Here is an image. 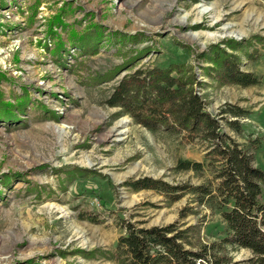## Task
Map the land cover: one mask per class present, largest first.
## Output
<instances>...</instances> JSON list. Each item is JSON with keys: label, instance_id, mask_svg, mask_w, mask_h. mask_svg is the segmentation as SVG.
I'll use <instances>...</instances> for the list:
<instances>
[{"label": "rangeland", "instance_id": "obj_1", "mask_svg": "<svg viewBox=\"0 0 264 264\" xmlns=\"http://www.w3.org/2000/svg\"><path fill=\"white\" fill-rule=\"evenodd\" d=\"M204 6L211 10L200 15ZM57 13L62 21L50 32ZM90 32L93 40L83 47L80 37ZM255 34L264 36V0H0V91L16 112L13 120L0 117V264H117L77 250L115 249L125 231L122 216L147 226L199 221L210 240L223 238L221 212L193 194L173 201L155 189L124 185L153 177L216 186L215 160L203 171L175 168L180 158L207 162V143L117 116L121 108L106 99L138 68L191 62L207 84L197 91L213 115L220 119L227 103L248 110L243 134L225 119L221 124L243 146L261 140L251 153L264 170V42L251 46L257 49L251 58L236 51L242 70L261 77L249 87L218 83L203 71L210 63L196 55ZM77 165L104 177L62 182L56 168ZM186 206L198 212L182 217ZM228 251L235 261L252 255L230 245Z\"/></svg>", "mask_w": 264, "mask_h": 264}, {"label": "trees", "instance_id": "obj_2", "mask_svg": "<svg viewBox=\"0 0 264 264\" xmlns=\"http://www.w3.org/2000/svg\"><path fill=\"white\" fill-rule=\"evenodd\" d=\"M61 17V13L54 16L50 32H54V22L62 21ZM90 33L80 37L83 47L93 40L91 35L94 33ZM131 39L140 41L137 36ZM255 42L263 43L264 36L255 34L248 39H227L225 46L211 44L196 55L200 61L210 63L203 67V71L218 83L249 87L259 84L261 77L253 71L242 70V60L236 51L242 50L247 58L254 57L257 49L252 51L251 46ZM62 47L61 40L57 52ZM92 51L97 52L95 47ZM136 58L135 55L133 60ZM206 85L199 80L193 63L176 61L146 70L138 68L132 74H126L113 88L106 103L121 108L117 116L130 114L135 122L148 129H165L192 140L199 137L207 143V162L180 158L175 168L203 171L215 160L218 162L216 177L220 179L216 186L210 183L193 185L190 182L173 184L153 177L128 179L124 185L133 191L155 189L170 195L173 201L179 200L183 193L193 194L199 204L211 205L221 212L225 222L223 238L210 240L203 233V223L199 221L189 225L175 221L147 226L122 216L119 217V225L125 231L118 237L115 249L95 247L88 251L79 248L77 253L89 257L101 255L117 264H264V170L253 162L255 156L251 153L252 148L258 149L261 140L255 137L243 146L227 134L221 119H225L236 133H242L241 118H246L249 112L242 106L227 103L221 108L218 119L208 110L205 96L197 91L198 86ZM0 106V117L15 119V110L2 96ZM56 173H61L58 176L64 173L62 182L92 175L104 177L95 169L79 165L56 168ZM63 185L66 190L67 186ZM197 212L196 208L186 206L182 208L181 216ZM86 217L95 220L94 217ZM229 245L251 250L252 255L243 262L235 261L228 251Z\"/></svg>", "mask_w": 264, "mask_h": 264}, {"label": "bare ground", "instance_id": "obj_3", "mask_svg": "<svg viewBox=\"0 0 264 264\" xmlns=\"http://www.w3.org/2000/svg\"><path fill=\"white\" fill-rule=\"evenodd\" d=\"M211 10V7H208V6H204L202 10H200V15H202L203 13L207 12ZM211 36H214V34H211ZM124 122L121 121V123H119V126L122 125ZM122 131V130H121Z\"/></svg>", "mask_w": 264, "mask_h": 264}]
</instances>
